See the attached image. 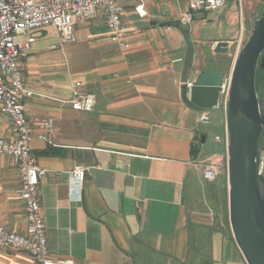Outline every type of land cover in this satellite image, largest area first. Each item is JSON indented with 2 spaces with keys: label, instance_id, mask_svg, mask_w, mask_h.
I'll use <instances>...</instances> for the list:
<instances>
[{
  "label": "crops",
  "instance_id": "1",
  "mask_svg": "<svg viewBox=\"0 0 264 264\" xmlns=\"http://www.w3.org/2000/svg\"><path fill=\"white\" fill-rule=\"evenodd\" d=\"M189 1L144 0L146 15L140 17L138 1L119 0L128 48L111 39L100 10L96 19L76 25L73 44L62 45L54 28L42 30L21 62L32 92L22 100L28 120L55 121L51 143H31L38 165L48 171L38 196L50 258L247 264L229 225L226 143L219 155L201 158L198 123H211L212 109L199 113L181 97L185 83L201 71L224 73L223 65L238 54L243 1L228 0L221 12H205L183 28L178 18ZM219 42L230 43L227 52H215ZM59 50L62 55L53 54ZM75 92L94 96L93 111L72 109ZM222 103L224 98L212 112L222 111L225 129ZM0 136L17 137L1 112ZM216 161L224 166L210 183L197 165ZM75 165L86 168L79 190L70 185ZM20 186L17 162L0 155V226L25 234ZM0 264L37 263L26 252L5 250Z\"/></svg>",
  "mask_w": 264,
  "mask_h": 264
},
{
  "label": "built area",
  "instance_id": "2",
  "mask_svg": "<svg viewBox=\"0 0 264 264\" xmlns=\"http://www.w3.org/2000/svg\"><path fill=\"white\" fill-rule=\"evenodd\" d=\"M135 12L146 15L144 0H136ZM228 0H190L188 8L178 18L180 27L189 28L196 18L205 13H219ZM102 11L106 24L112 32L111 39L123 48L129 44L125 40L123 7L119 0H0V112L14 123L17 137L8 140L0 136V155L13 158L18 164L20 189L18 194L23 202L26 233L18 234L0 226V251L15 250L30 254L37 264H75L70 259H52L48 254V241L39 201L40 179L48 174L38 165L33 153L32 141L36 138L51 143L54 119L47 118L36 123L28 120L22 103L24 97L31 96L27 89L21 62L33 49L41 31L54 28L62 45L75 42V28L78 23L94 20ZM53 48H55L53 46ZM230 79L223 85L224 103L227 108V92ZM189 87L192 82L187 83ZM77 87L80 83L76 84ZM73 110L90 112L95 106L92 95L75 92L70 101ZM206 119V118H205ZM36 126L39 132L33 133ZM221 141L220 138H217ZM221 162L198 164L206 181L215 182L220 174ZM86 168L75 165L70 172V185L73 189L83 186Z\"/></svg>",
  "mask_w": 264,
  "mask_h": 264
},
{
  "label": "water",
  "instance_id": "3",
  "mask_svg": "<svg viewBox=\"0 0 264 264\" xmlns=\"http://www.w3.org/2000/svg\"><path fill=\"white\" fill-rule=\"evenodd\" d=\"M252 32L239 50L227 94L226 147L229 224L247 264H264V99L256 90L257 68L264 69V12L253 19ZM229 42L215 52L225 53ZM226 74L201 71L189 87L182 86L187 108L199 113L220 107ZM206 136L201 137L205 143Z\"/></svg>",
  "mask_w": 264,
  "mask_h": 264
},
{
  "label": "rangeland",
  "instance_id": "4",
  "mask_svg": "<svg viewBox=\"0 0 264 264\" xmlns=\"http://www.w3.org/2000/svg\"><path fill=\"white\" fill-rule=\"evenodd\" d=\"M232 1H235V3L238 2V0H232ZM242 1H243L242 10H239L240 11L239 21H240V24L243 25L245 32H244V38L242 39L241 48L244 46L247 39L251 35L252 26H253L252 23H253L254 17L257 14H261L264 12V0H242ZM239 21H238V25H239ZM53 54L60 56L62 55V50L61 51L59 50L58 52H53ZM237 55L238 54L236 53V55L230 60L228 65H223L226 69V71L224 72L226 74V79H230L233 65L236 60ZM256 92L258 93L259 97L264 98V84L263 86L261 85L260 88H257ZM222 106H223V110L225 111V115H224L225 129H224V124H223L222 111L212 112L211 110V112L209 113L211 123L207 125L201 122L198 123L199 124L198 125L199 144L201 143V137L206 136L205 143L200 144L202 147L201 158H208L212 155H219L223 151V147H224L223 142L226 143V120L225 119L227 118V108H226L225 103L224 104L222 103ZM217 136H220V137H217ZM216 137L220 138L222 144L216 141ZM260 146L264 148V138L262 139ZM224 167H227V162ZM219 183H220V179L218 181V184ZM228 209H229V205H228Z\"/></svg>",
  "mask_w": 264,
  "mask_h": 264
},
{
  "label": "trees",
  "instance_id": "5",
  "mask_svg": "<svg viewBox=\"0 0 264 264\" xmlns=\"http://www.w3.org/2000/svg\"><path fill=\"white\" fill-rule=\"evenodd\" d=\"M264 84V69H260V67L257 68L256 71V90L257 88H260V86H263ZM263 135L260 136V143L263 139Z\"/></svg>",
  "mask_w": 264,
  "mask_h": 264
},
{
  "label": "flooded vegetation",
  "instance_id": "6",
  "mask_svg": "<svg viewBox=\"0 0 264 264\" xmlns=\"http://www.w3.org/2000/svg\"><path fill=\"white\" fill-rule=\"evenodd\" d=\"M258 94V93H257ZM259 97V96H258ZM259 99H264L263 97H259ZM264 137V132L261 134ZM261 144V143H260Z\"/></svg>",
  "mask_w": 264,
  "mask_h": 264
}]
</instances>
